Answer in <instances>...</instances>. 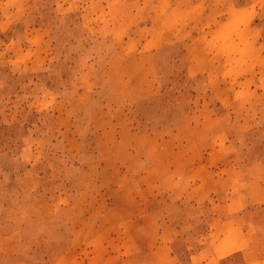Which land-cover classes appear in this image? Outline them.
Returning a JSON list of instances; mask_svg holds the SVG:
<instances>
[{
  "label": "rangeland",
  "instance_id": "rangeland-1",
  "mask_svg": "<svg viewBox=\"0 0 264 264\" xmlns=\"http://www.w3.org/2000/svg\"><path fill=\"white\" fill-rule=\"evenodd\" d=\"M0 264H264V0H0Z\"/></svg>",
  "mask_w": 264,
  "mask_h": 264
}]
</instances>
